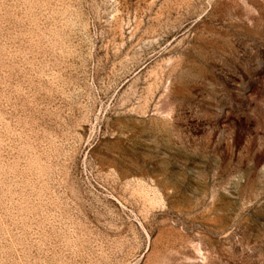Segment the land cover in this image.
Listing matches in <instances>:
<instances>
[{"label":"rangeland","instance_id":"374dc122","mask_svg":"<svg viewBox=\"0 0 264 264\" xmlns=\"http://www.w3.org/2000/svg\"><path fill=\"white\" fill-rule=\"evenodd\" d=\"M0 264H264V0H0Z\"/></svg>","mask_w":264,"mask_h":264}]
</instances>
